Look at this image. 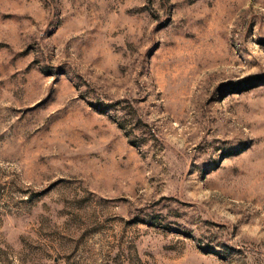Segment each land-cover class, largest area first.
Instances as JSON below:
<instances>
[{
    "label": "rangeland",
    "instance_id": "rangeland-1",
    "mask_svg": "<svg viewBox=\"0 0 264 264\" xmlns=\"http://www.w3.org/2000/svg\"><path fill=\"white\" fill-rule=\"evenodd\" d=\"M0 264H264V0H0Z\"/></svg>",
    "mask_w": 264,
    "mask_h": 264
}]
</instances>
